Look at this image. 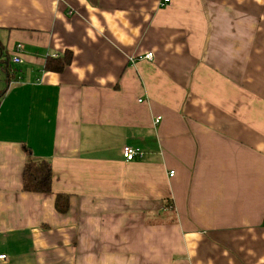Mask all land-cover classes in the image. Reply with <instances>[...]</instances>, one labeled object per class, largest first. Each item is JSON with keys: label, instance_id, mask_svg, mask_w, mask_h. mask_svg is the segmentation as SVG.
I'll return each instance as SVG.
<instances>
[{"label": "crops", "instance_id": "0c3cea01", "mask_svg": "<svg viewBox=\"0 0 264 264\" xmlns=\"http://www.w3.org/2000/svg\"><path fill=\"white\" fill-rule=\"evenodd\" d=\"M0 39V264H264V0H0Z\"/></svg>", "mask_w": 264, "mask_h": 264}, {"label": "trees", "instance_id": "16d2710c", "mask_svg": "<svg viewBox=\"0 0 264 264\" xmlns=\"http://www.w3.org/2000/svg\"><path fill=\"white\" fill-rule=\"evenodd\" d=\"M71 61V51H67L63 56H48L45 60L44 69L52 71H62ZM0 68L11 76L10 56L7 54L6 46L0 39ZM27 154L30 148L25 147ZM23 189L27 192L50 193L52 191V166L46 160H28L24 167ZM69 207V195L58 194L56 198V208L59 212H66Z\"/></svg>", "mask_w": 264, "mask_h": 264}, {"label": "built area", "instance_id": "2783aa9c", "mask_svg": "<svg viewBox=\"0 0 264 264\" xmlns=\"http://www.w3.org/2000/svg\"><path fill=\"white\" fill-rule=\"evenodd\" d=\"M170 0H163L164 3L169 2ZM23 49V44L19 43L16 46V53L14 54L12 60L14 63H20L22 62L21 59V55H20V51ZM142 57L147 58V59H153V52H149L145 55H143ZM161 119V116H158L156 119V122H159V120ZM123 154L124 157L127 161H131L134 160L138 157H142L144 155V151L141 147H137V146H131V145H126L123 148ZM174 174V171H171V175ZM7 255L6 254H0V260L1 259H6Z\"/></svg>", "mask_w": 264, "mask_h": 264}]
</instances>
